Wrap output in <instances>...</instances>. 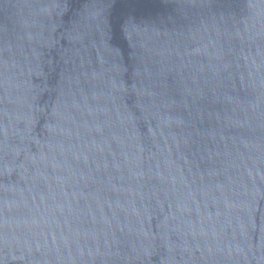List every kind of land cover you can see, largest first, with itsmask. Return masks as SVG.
I'll list each match as a JSON object with an SVG mask.
<instances>
[{
  "label": "water",
  "instance_id": "95a60500",
  "mask_svg": "<svg viewBox=\"0 0 264 264\" xmlns=\"http://www.w3.org/2000/svg\"><path fill=\"white\" fill-rule=\"evenodd\" d=\"M107 0H0V242L60 89Z\"/></svg>",
  "mask_w": 264,
  "mask_h": 264
}]
</instances>
